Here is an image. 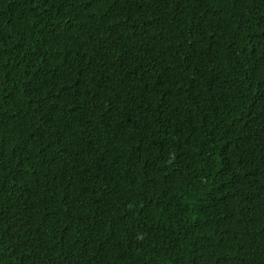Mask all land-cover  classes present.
Listing matches in <instances>:
<instances>
[{
  "label": "trees",
  "instance_id": "obj_1",
  "mask_svg": "<svg viewBox=\"0 0 264 264\" xmlns=\"http://www.w3.org/2000/svg\"><path fill=\"white\" fill-rule=\"evenodd\" d=\"M0 264H264V0H0Z\"/></svg>",
  "mask_w": 264,
  "mask_h": 264
}]
</instances>
